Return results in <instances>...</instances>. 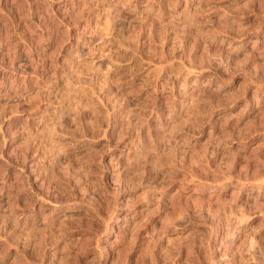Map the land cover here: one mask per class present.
<instances>
[{
	"label": "rangeland",
	"instance_id": "374dc122",
	"mask_svg": "<svg viewBox=\"0 0 264 264\" xmlns=\"http://www.w3.org/2000/svg\"><path fill=\"white\" fill-rule=\"evenodd\" d=\"M0 264H264V0H0Z\"/></svg>",
	"mask_w": 264,
	"mask_h": 264
}]
</instances>
